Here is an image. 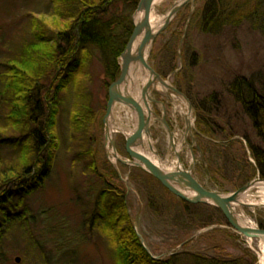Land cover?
I'll use <instances>...</instances> for the list:
<instances>
[{
  "label": "rangeland",
  "instance_id": "374dc122",
  "mask_svg": "<svg viewBox=\"0 0 264 264\" xmlns=\"http://www.w3.org/2000/svg\"><path fill=\"white\" fill-rule=\"evenodd\" d=\"M213 1L195 0L183 5L152 46L148 64L181 95L160 82L149 90L153 100L149 102L150 135L144 134L139 150L174 173L181 162L207 190L229 196L252 181L264 180L257 171L255 174L249 148V141L263 146L262 141L229 90L236 78H246L264 95V22L239 17L238 24L225 20L212 32H205L201 14ZM63 2L0 0V73L5 71L3 63L15 58L29 39L34 40L32 20H43L53 31L63 29L65 21L71 25V19L63 18V22L53 15ZM178 2L162 0L152 11L164 22ZM238 2L225 0L224 11L234 9ZM105 6L102 9L107 19L127 13L117 2ZM135 13L130 17L133 23ZM56 19L60 29L52 25ZM77 32L75 29L71 34L76 36ZM59 46L58 54L62 55L67 44L63 41ZM91 57L86 74L77 79L78 87L71 84L57 97L60 105L54 133L59 148L53 150V163L43 187L30 196L15 198L14 203L19 201L20 205L11 213L26 211L23 219L27 221L15 219L7 229L0 264H117L115 247L99 218L110 219L103 207L106 197L99 196L107 183L124 197L130 222L146 251L156 259L178 256V264H196L197 259L198 264H209L215 258L250 264L253 259L254 264H262L263 241L241 235L221 209L185 202L146 171L123 165L115 158L103 123L111 84L107 85L100 52L92 49ZM134 74L131 71L129 88L134 85L140 93L142 77ZM87 109L96 119L89 120L88 128L82 130L74 119L77 112L86 113ZM113 110L111 128L120 127L124 133L113 129L112 137L118 154L127 160L125 134L136 130L137 116L122 104ZM199 117L212 119L214 141L198 131ZM5 129L7 139L18 134ZM16 154L11 145L0 147V156L8 163ZM260 187L254 186L241 197L256 203L255 207L239 205L234 212L244 223L264 230Z\"/></svg>",
  "mask_w": 264,
  "mask_h": 264
},
{
  "label": "trees",
  "instance_id": "16d2710c",
  "mask_svg": "<svg viewBox=\"0 0 264 264\" xmlns=\"http://www.w3.org/2000/svg\"><path fill=\"white\" fill-rule=\"evenodd\" d=\"M61 1L64 2L60 6V11L57 8V13L53 15L62 21L63 18L71 19V25L68 26L66 21H63L64 28L53 31L43 20H32L31 31H34V34L31 36L34 40L29 39L21 51L15 53V58L3 63L5 71L0 73V147L11 145L17 152L11 163L4 161L0 156V253L7 229L11 228L15 219L27 221L23 219L26 211L19 214L11 213L20 205L19 201L14 203L15 198L19 195L30 196L42 188L50 173L51 162L53 163L54 159L53 150L59 148L54 133L60 105L58 95L71 84L75 85L74 88L78 87V77L86 74L84 69L92 60V49L101 54L107 85L119 78L120 57L134 31L130 17L140 2V0ZM240 1L234 9L228 11L223 9L227 5L224 3L225 0H214L208 4L205 13L201 14L202 21L204 20L202 30L212 32L215 26L218 27L221 21L225 20L229 24H238L239 17L264 22V0ZM109 2L125 6L127 13L124 16L114 15L115 17L107 19L108 16L103 9ZM97 4H100V7H97ZM52 25L60 29V22L57 19ZM75 29L78 34L73 36L71 33ZM68 31L70 34L65 33ZM63 41L67 44V49L66 53L64 50L60 55L58 54L60 46L57 47V44ZM229 90L240 104L243 113L251 120L257 137L262 141L263 146L252 145L249 141V148L255 161V174L257 171L264 179V95L246 78H236ZM194 109L200 110L196 105ZM85 111L86 113L77 112L78 116L74 119L76 126L80 125L82 130L88 128L86 123H89V120L96 119L91 110ZM211 120H201L199 117L197 127L198 131L208 136L212 142L214 123ZM7 127L18 134L7 139L5 135ZM217 147L228 148L224 144H218ZM94 171L96 172V168ZM107 186L99 196L106 197L103 207L110 215V219L99 218L103 220L104 231L108 233L110 242L115 247L117 264H178L180 258L178 256H172L167 260H155L151 257L130 222L124 197L114 190L112 184L107 183ZM115 193L118 195L112 197L111 194ZM261 228L264 229V226ZM195 262L198 264L200 261L197 259ZM254 263L255 260L252 259L250 264ZM209 264L240 263L215 258L211 259Z\"/></svg>",
  "mask_w": 264,
  "mask_h": 264
},
{
  "label": "water",
  "instance_id": "95a60500",
  "mask_svg": "<svg viewBox=\"0 0 264 264\" xmlns=\"http://www.w3.org/2000/svg\"><path fill=\"white\" fill-rule=\"evenodd\" d=\"M155 0H140L137 11L135 15L143 14V18L139 23L134 24V31L132 36L126 46L125 51L121 55L122 66H121V75L119 79L114 82L109 88V101L107 105V113L104 119L105 124V137L107 144L111 145L113 154L117 157L118 161L124 165H130L135 168L142 169L157 179L169 192L178 198L192 203V204H206L213 205L218 207L223 211L228 221L231 225L243 236L249 239H260L264 241V230L261 229H252L245 227L235 216L232 210V204L238 201L247 191H249L254 186L264 184V180L258 179L252 181L239 189L237 192L224 196L218 192L210 191L204 188L193 176L191 171H185L180 167V170L177 173L171 172L162 169V167L155 165L150 159H148L144 154L134 150L140 146H143V132L150 135L149 119H145L144 111L142 106L136 102L133 96L126 91L127 85L129 83L131 65L132 64H141L145 67L154 78L149 82L146 87L143 89V97H146V94L152 84L156 81H159L163 85L167 86L166 81L158 75L153 68L148 64V56L150 51L149 48H152L157 36L163 32L171 23L172 19L176 16L181 7L187 3L193 2L195 0H186L171 10L170 14L166 18L164 25L160 28L158 32H153L150 25V16L152 11V5ZM144 35L142 42L139 45L136 54H132L133 46L135 41L141 36ZM151 50V49H150ZM126 87V88H125ZM170 88L177 94L180 92L174 87ZM181 95V94H180ZM116 104H123L132 108L138 115L139 124L134 135L127 140V150L130 155V160L125 161L119 155L115 147L113 137L111 135L110 120L112 118L113 109ZM145 106L150 112L147 101H145ZM116 166V165H115ZM191 193L195 194L194 196ZM21 259L17 258L16 262L20 263Z\"/></svg>",
  "mask_w": 264,
  "mask_h": 264
},
{
  "label": "bare ground",
  "instance_id": "6f19581e",
  "mask_svg": "<svg viewBox=\"0 0 264 264\" xmlns=\"http://www.w3.org/2000/svg\"><path fill=\"white\" fill-rule=\"evenodd\" d=\"M184 1H186V0H179V2L177 3V5L183 3ZM161 2H162V0H155L154 3H153V5H152V8H154L155 6L160 5ZM142 18H143V14H138V15L136 16V21H135V22H136V23H139V22L142 20ZM165 20H166V19H165ZM164 22H165V21H164ZM164 22H163L162 20L156 18L155 15H154V13H153V11L151 12V16H150V25H151V28H152V31H153V32H158V31L160 30V28L163 26ZM144 35H145V34L141 35V36L135 41L134 46H133V50H132V54H136V53H137V50H138V48H139L140 43L142 42V40H143V38H144ZM150 49H151V48L148 49V52L150 51ZM133 70H134V73H135L134 76H141V77H142L143 85H142V87H141V91H140V93H138V92H137V89L134 87L133 83H132L133 86H132L131 89H130V88H126V87H125V88H126V91L128 90V92H130V94H132V95L135 97V99H136L140 104H142L143 101H146V100L149 99L148 96H147L146 98H143V97H142V91H143V89L146 87V85H147L149 82L152 81V79L154 78V76H152L151 73H150L145 67H143L141 64H138V63H137V64H132V65H131V71H133ZM130 78H131V72H130ZM130 78H129V79H130ZM131 80H132V79H131ZM136 80H137V78H136ZM129 81H130V80H129ZM134 83H135V82H134ZM167 84H168V83H167ZM161 85L164 86L166 89H167V87H169V84H168L167 86H165V85H163V84H161ZM152 86H153V87H156L157 85H156V83H153ZM136 93H137V94H136ZM113 129H115V131H120V132H122V129H121L120 127H114V128H112V129H111L112 133H113V131H114ZM131 132H132V131H130V133H126L125 135L129 138V137H131L132 134H133V132H132V133H131ZM122 133H124V132H122ZM144 155H145L148 159H150L155 165H158V166L162 167V169L168 171L169 173L173 172V171H169L165 166L161 165L160 162H159L158 160L149 157L147 154H144ZM114 156H115V155H114ZM115 158L117 159L116 156H115ZM117 160H118V159H117ZM182 166H183V165L180 164V162H178V168L180 169V167H181V168L183 169ZM258 185H259V184H258ZM260 189H261V192H260L259 195H261V198L263 199V202H264V184L261 185ZM191 195L194 196L195 194L191 193ZM239 205H251V206H254V207H255L256 203H255V204H253V203H247V201H245L244 198H239L237 202H235L234 204H232V210H233V212H234V208H235L236 206L238 207ZM259 205H262V203L260 202ZM259 205H257V206H259ZM234 214H235V212H234ZM235 216L237 217V219H238V220H239V221H240L245 227H247V228H252V229H256L255 227H253V226H251V225H249V224L244 223V222L241 220L240 216H237L236 214H235ZM262 244H263V247H262V248H263V249H262V252H263V253H262V257H261V263L264 264V241L262 242Z\"/></svg>",
  "mask_w": 264,
  "mask_h": 264
},
{
  "label": "flooded vegetation",
  "instance_id": "af4514ba",
  "mask_svg": "<svg viewBox=\"0 0 264 264\" xmlns=\"http://www.w3.org/2000/svg\"><path fill=\"white\" fill-rule=\"evenodd\" d=\"M129 159H130V157H129Z\"/></svg>",
  "mask_w": 264,
  "mask_h": 264
}]
</instances>
